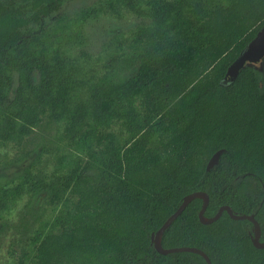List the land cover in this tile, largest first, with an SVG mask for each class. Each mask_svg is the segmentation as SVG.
I'll return each mask as SVG.
<instances>
[{
    "label": "trees",
    "instance_id": "trees-1",
    "mask_svg": "<svg viewBox=\"0 0 264 264\" xmlns=\"http://www.w3.org/2000/svg\"><path fill=\"white\" fill-rule=\"evenodd\" d=\"M20 1L31 11L0 0V148L50 127L52 146L69 155L48 174L40 151H26L0 181V211L23 194L35 210L44 195L55 211L15 264H207L193 251L160 253L151 239L196 190L208 195L206 217L222 205L254 214L264 241V61L224 79L264 25V0H148L144 48L97 68L74 51L65 0ZM203 202H189L162 245L198 247L212 264H264L254 223L227 210L203 221Z\"/></svg>",
    "mask_w": 264,
    "mask_h": 264
},
{
    "label": "rangeland",
    "instance_id": "rangeland-1",
    "mask_svg": "<svg viewBox=\"0 0 264 264\" xmlns=\"http://www.w3.org/2000/svg\"><path fill=\"white\" fill-rule=\"evenodd\" d=\"M19 3L27 5L20 0ZM24 9L31 11L30 2ZM60 12L72 26L74 32L71 33L78 39L74 51L89 53L95 68L114 54L142 50L147 39L143 28L152 25L148 0H65ZM45 21L47 25L54 24L51 17ZM16 85L15 81L14 87ZM52 145L50 127H45L37 128L34 133L26 136L23 143L10 141L1 147L0 181L17 173L20 167L18 161L26 151H40L41 158L37 166L45 173L63 168L69 154L67 150L55 149ZM35 157L33 153L21 164L26 165ZM244 188L253 190L255 181L248 179ZM28 205L29 195L23 194L8 200L7 207L0 211V264H15L23 250L30 248L27 240L33 229L50 221L55 214L53 206L45 202L44 195L37 198L36 210Z\"/></svg>",
    "mask_w": 264,
    "mask_h": 264
},
{
    "label": "water",
    "instance_id": "water-1",
    "mask_svg": "<svg viewBox=\"0 0 264 264\" xmlns=\"http://www.w3.org/2000/svg\"><path fill=\"white\" fill-rule=\"evenodd\" d=\"M259 61H264V25L257 31L256 35L251 39V41L246 45V47L239 53V55L234 59V61L229 65L227 72L224 76L226 81H232L236 78L239 71L243 66L247 63H257ZM224 151V148H220L216 150L212 156L209 158L207 162V169H210L214 164L219 161L221 153ZM202 197L204 202L199 211V217L203 221H213L220 217L224 210H227L230 216L234 219H249L254 223L255 226V234L251 236L252 241L257 247H264V241H260L261 235V226L259 221L255 218L254 214L248 213H238L235 212L229 205H222L216 214L212 217H206L204 215V211L208 204V195L203 191H192L186 194L181 202V204L173 211L162 223V225L151 234L152 242L157 249L158 252L166 254L169 252L175 251H193L201 254L207 264H212V261L208 254L195 246H172V247H164L161 243L162 234L164 230L174 221L176 217H178L181 212L185 209V207L189 204V202L195 197Z\"/></svg>",
    "mask_w": 264,
    "mask_h": 264
}]
</instances>
